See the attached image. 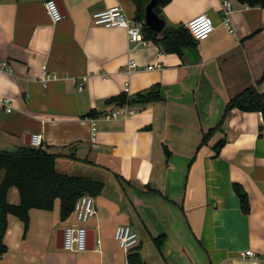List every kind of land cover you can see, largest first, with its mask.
<instances>
[{
	"label": "crops",
	"instance_id": "1",
	"mask_svg": "<svg viewBox=\"0 0 264 264\" xmlns=\"http://www.w3.org/2000/svg\"><path fill=\"white\" fill-rule=\"evenodd\" d=\"M47 1L0 0V64L10 67L0 75V101L12 106L11 112L0 109V150L30 146L31 136L41 134L46 150L58 155L60 172L99 180L104 189L86 224L93 249L57 248V231L76 221H61L56 200L53 211H30L25 237L22 222L8 216V251L0 264H129L134 250L144 264H264L262 114L233 109L200 148L233 97L250 87L264 92L262 6L230 0L228 27L223 0H171L161 10L166 26L187 28L200 14L215 24L210 38L179 55L154 43L131 44L124 30L93 25L95 13L115 6L136 20L131 0H55L63 14L56 24ZM131 60L138 69L128 75ZM44 65L56 76L46 88L38 79ZM126 88L131 97L157 88L160 99L143 108L108 103ZM114 112L127 115L108 118ZM235 184L248 196V215ZM8 199L18 204V190ZM121 225L139 237L129 252L114 237ZM247 251L255 257H243Z\"/></svg>",
	"mask_w": 264,
	"mask_h": 264
},
{
	"label": "trees",
	"instance_id": "2",
	"mask_svg": "<svg viewBox=\"0 0 264 264\" xmlns=\"http://www.w3.org/2000/svg\"><path fill=\"white\" fill-rule=\"evenodd\" d=\"M136 6V20L143 21L145 8L150 0H131ZM171 0H158L154 11L165 21L162 8ZM242 5L256 7L264 5V0H237ZM144 39L160 46L167 53L181 55L183 48L195 46L197 43L187 28L172 29L165 26L160 33L144 27ZM264 79V78H263ZM160 99L157 88H152L136 96L121 94L108 100L109 104L118 107H145L148 103ZM239 109L244 112H258L264 120V92L250 87L233 97L226 105L224 116L218 126L203 134L200 148L206 145L227 119L230 111ZM225 141H218L214 147V156L218 155ZM58 155L31 146L20 147L12 152L0 150V259L7 253L5 235L8 227V216L13 215L24 225V237L30 226V211L41 209L53 211L55 201H60V219L66 221L74 211L77 200L83 195L94 198L101 195L104 183L82 176H74L60 172L57 167ZM17 189L20 197L18 204L9 202L11 189ZM233 189L238 196L240 209L244 215L250 213V203L246 192L235 184ZM158 248L162 246V238L155 240ZM129 264H144L141 255L134 250L128 254Z\"/></svg>",
	"mask_w": 264,
	"mask_h": 264
},
{
	"label": "built area",
	"instance_id": "3",
	"mask_svg": "<svg viewBox=\"0 0 264 264\" xmlns=\"http://www.w3.org/2000/svg\"><path fill=\"white\" fill-rule=\"evenodd\" d=\"M46 12L50 17L53 24L58 23L63 19V14L57 2L55 0H48L45 4ZM264 10V5H262ZM233 11L232 2L230 0H223V13H224V23L229 27V16ZM93 25L102 27L105 29H120L124 30L128 34L129 42L131 44L140 46H150L151 41L144 39L143 31L146 26L144 21H137L128 18L124 9L120 6H115L107 10L97 12L93 15ZM187 29L189 30L192 37L197 42H202L210 38V36L215 31V24L213 19L207 14H200L193 18L187 24ZM160 65L149 66L147 70H153L154 68H159ZM138 69V65L134 61H129L125 66V71L128 75H131ZM10 71V67L7 62L0 64V75L3 72ZM39 81L42 83L43 87L46 88L48 82L56 79V76L51 74L47 66H42ZM85 86V79L79 85V91H82ZM126 93H129V88H126ZM5 108L7 112L12 111V106L10 100L0 101V109ZM122 115L126 117V112H114L108 116V118H116ZM92 121V143H95L96 138V128ZM30 146L36 149L46 150L43 143V137L41 134H34L31 136ZM96 214L95 200L94 197L90 195L81 196L74 207L72 216L74 217L76 223L74 225H68L64 228V241L63 249L71 253H85L89 250V233L86 224L93 218ZM115 240L119 247L126 252L134 249L139 244V237L137 233L132 229L131 226L121 225L115 230ZM243 257H255V254L251 251H247L242 254Z\"/></svg>",
	"mask_w": 264,
	"mask_h": 264
},
{
	"label": "water",
	"instance_id": "4",
	"mask_svg": "<svg viewBox=\"0 0 264 264\" xmlns=\"http://www.w3.org/2000/svg\"><path fill=\"white\" fill-rule=\"evenodd\" d=\"M158 0H150L145 8L144 23L146 27L160 34L166 26V23L154 11ZM64 229H59L56 235L57 248L63 249ZM89 249H93V243L89 244Z\"/></svg>",
	"mask_w": 264,
	"mask_h": 264
},
{
	"label": "rangeland",
	"instance_id": "5",
	"mask_svg": "<svg viewBox=\"0 0 264 264\" xmlns=\"http://www.w3.org/2000/svg\"><path fill=\"white\" fill-rule=\"evenodd\" d=\"M67 227V226H66ZM65 228V227H64ZM90 252H92V251H90Z\"/></svg>",
	"mask_w": 264,
	"mask_h": 264
}]
</instances>
